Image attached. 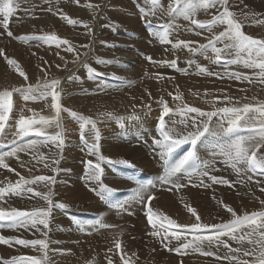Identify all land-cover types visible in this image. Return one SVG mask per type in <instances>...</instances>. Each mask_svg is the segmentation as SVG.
<instances>
[{"label": "bare ground", "instance_id": "6f19581e", "mask_svg": "<svg viewBox=\"0 0 264 264\" xmlns=\"http://www.w3.org/2000/svg\"><path fill=\"white\" fill-rule=\"evenodd\" d=\"M14 1L15 11L13 15L19 11L18 9H20L22 5L21 1ZM139 1L142 3L143 7L147 8H145L146 12L143 13L138 8V11L135 10L133 2H128L125 7H123V0L114 1L118 8L115 9L118 14V16H115L117 17L118 23L122 26H128L130 30V32H123L122 35L134 36V38H111L109 42L95 45L96 38L94 37L89 44V47H81L82 50L79 54V60H77V57L73 55V52H66L64 50L66 46H61L60 48L56 47V52L53 55L51 63L53 77L45 80H60V85L57 87V91L61 93L59 103L62 109H71L72 111H76L84 116L97 120V127L101 130L100 151L102 155L111 159H120L122 157H131L133 159L138 157L136 160L141 164V166H136L137 168H142L146 172L158 176L163 167L159 157L156 162H153L152 160H148L145 155L149 153L153 157L158 156L159 150L153 145L155 140L160 139L156 129L158 117L161 113L157 115L156 119H154V115L148 111L145 113H138L134 105L135 101L139 97L145 98L149 95V93H172L175 91H181L187 105L202 109H210L214 106L215 96H217V92L214 90L216 83L228 82L231 90H233L236 86L247 87V81L243 80L235 82V79L231 78L229 73H236L237 70L232 68L225 70L235 64L222 65L221 63H213L212 59H214V54L211 50H209V52L205 55H201L200 53H189L186 48L175 49L172 47L173 44L171 43H160L158 46L156 42H160V39L153 35L154 29H151L148 25H164L161 19L166 14L158 11L156 8H152L150 0ZM163 1L166 0H161V3L165 8H167V5ZM0 2H2V0H0ZM111 13L114 16L112 11ZM169 18L170 17H168V19ZM152 19L158 21H153ZM180 27L181 28L179 29H174L170 36L173 34L177 40L192 41L188 32L193 31L194 27L189 24H186L185 26L183 25V27L181 24ZM108 29L115 35H121V33H118L111 25L108 26ZM196 30L199 31L197 28ZM197 31L195 32V35ZM199 32L201 34L196 35V37L200 38L199 42L191 45L193 47L198 46V44H207L208 39H210L207 32ZM70 42L75 47L74 43L72 41ZM137 47H140L141 49H138ZM217 47H223V44L218 43ZM0 48H5L4 42L0 44ZM138 50L144 51L147 54L149 52L153 53L154 57H159L155 58L160 62H170L175 59L177 61L176 68H170L166 63H158L160 64L159 71L162 74L159 82L149 83L141 75L139 78L140 81L137 85L129 88H118L119 86L130 85V81H124L128 76L125 74L127 70L140 73L142 69L141 63L144 62V59L137 53ZM169 50H171V52ZM57 52H59L60 56H64L65 59L61 60L59 56L56 55ZM85 53L86 57L83 62L82 58ZM209 57L212 59H209ZM98 60H112L114 62L112 64H102L97 63ZM190 60L192 61L191 64L188 63ZM65 61H67V64H65ZM73 61H75V63ZM83 63H87L89 66L91 63H96L93 68L96 69L97 72L100 71L105 75L101 76V80L98 78L90 79L87 70L82 66ZM57 65H60V67L57 68ZM239 65L241 66V70H243L245 66L243 64ZM199 67L206 68L209 72L219 73L220 75L209 76L207 74H201L199 72ZM180 69H183L186 73H181ZM84 70L86 73L85 77L88 78L87 91L101 86H103L106 90L96 91L94 93H75L74 86L72 84L73 79L69 80L67 77H73L74 74L82 73ZM179 78H183V80ZM104 79H111L115 83L116 81H124V84L110 83L108 81H104ZM45 80H43L41 84H43ZM0 89L4 90L1 86ZM206 89L208 92L205 91ZM193 93H196V95H193ZM13 94H15L12 97L14 101L13 111L15 109L17 113V110L25 105V103H23L25 99L24 97H21L20 93L16 94V92H14ZM159 96L168 95L163 94ZM159 96H156V98ZM46 99H49L50 102L52 101L51 97H47ZM165 100L168 105L173 104L170 98H166ZM259 101H263V98H260L255 102ZM105 105L113 106L114 109L112 110L110 107L104 109L103 106ZM47 109L51 117L56 115L55 109L52 107H47ZM124 109H126L127 112H124ZM13 111L11 117V113L9 114L10 119L7 122L5 133L0 135V139L3 140L2 142L10 145L11 149L0 154V156H4L5 163L9 165L10 169H13L14 167L16 169L14 170L15 173H13L8 169L0 167V177L3 178L1 182L8 185V183L12 180L15 184L20 179V176H23L24 178L38 175L55 176L56 183L54 186L56 187L57 201L54 200L55 195L53 192L52 198L54 204L66 203L69 207L67 209L53 208L48 229H44L43 225L38 226L39 230L31 227H6L1 229L0 233H2L5 238L11 240V243L7 245L0 243V252L2 253L3 258H13V249H16L15 252L23 253L24 255H33L36 256V258L41 259L43 251L40 250V246L34 247V249L26 248L22 245L16 244L14 239H23L28 237L34 240L37 237V239H45L46 241H49L51 248L56 245L61 246L69 242L72 250L76 252L75 255H72L70 260H67L62 255L59 256L58 259L51 257V264H91L93 262H91V260L92 258L94 260L95 256L97 257L99 264H108L109 259L112 260V264H122L118 249L115 248V243L117 241L121 244L120 250L123 252V257L129 260V262L131 261L132 264H137L139 262L154 264L153 260L156 251L159 248L157 243L160 241V237H152L149 235L153 229L147 222L145 204L134 203L133 197L128 201L130 204L128 210L120 211L115 207L111 208L106 201L101 200L95 192L91 191V188L94 187V185L86 180L84 161L87 159L94 160L95 157L88 156L87 147L83 144L80 134L77 138L68 140L67 131L70 130L71 127L70 123L66 122L68 117H65V112L61 111L60 113V118L65 132V147L59 157L60 163L57 165L59 171L53 172L51 169H44L43 164L38 165V163L32 159V150H29L27 153H17L16 156H7V153L12 151L17 145L26 144L23 142L24 137L22 139H18L13 136V133L16 131V121L18 120V118L15 117L16 115H13ZM110 111H113L112 113L115 117L118 116L125 118V126L123 128L119 126V123H117L114 118L99 116L100 112ZM132 115H139L141 119L138 121L128 119V117ZM171 118L179 120L181 117L177 115V118L175 116H171ZM168 119L169 118L166 117V120ZM217 119V117H214L213 122ZM71 121L76 124L73 130L79 128V124H77L73 119ZM153 126L154 131L150 133L149 129H152ZM225 126L227 125L225 124ZM177 127L182 128L183 126L177 125ZM131 128H134L132 132L138 136L129 133L126 136H121L120 141H118L119 133ZM47 131L49 133H53L58 131V129L49 128ZM247 135L248 134H246L243 130V133L240 136L245 137ZM225 139L227 138H222L221 143H223ZM13 140H15V143H13ZM147 147L149 148L148 150ZM49 148H51L52 153L57 151L51 145L49 147H40L39 151L43 152L45 155H49ZM197 150L201 159L203 161H207L210 165L206 169L209 173L208 176L202 177L201 179H193L191 183H189L188 179L182 178L179 181L182 185L180 188H175L172 185H166L162 189H159V183H156L155 187L148 188L145 193V196L156 193L155 199L151 201V205L153 211L157 213L155 218L161 224L163 223L160 221V218H163V216H161L160 213H163L164 216H168L169 218L183 219L186 224L195 222V218L190 213H187V209H180L178 211L175 210L170 203H168L167 191L171 188V190L176 192L181 193L187 191L196 195L198 186L213 184L210 179L212 176L228 179L232 181V186L218 184L215 196L210 199V203L207 206L198 209V214L201 216L202 222L209 224L225 223L232 219L231 214L223 208L220 203L221 201L233 207V209L237 211V214L241 216L246 212L251 213L253 211H260L264 209V205L260 203L261 200H264V193L260 191V187H264V177L256 176L251 172L238 176L233 168L225 162L224 157L219 155L214 157L212 155V149L210 147L198 145ZM135 151L144 152L145 155L144 153L137 154ZM22 164L24 165L23 167H21ZM103 167L105 169L103 174L104 184L117 190L133 187L131 179H129V177H127V175L122 173L120 170L111 165H103ZM21 169L23 173H21ZM17 173H19V176ZM249 175L253 177L251 181H248L247 179ZM258 180L261 181L259 185L257 184ZM35 186H38L40 191H47V188H45L42 184ZM51 187L53 191V185ZM154 190L155 192H152ZM257 197H259V199H257ZM193 199L195 200L196 198L194 197ZM23 200L25 201L24 203ZM33 200L37 203H44V201L38 200L37 198H33ZM5 201L6 203L0 202V204H2V206L6 209H10L12 207L23 209L26 202H29L30 200H28V197L26 196L22 199H18L17 196L13 198L12 195H7L5 197ZM85 203L89 205V211L87 212H95V215L101 217L100 222L111 225V227L99 228V230L93 231L91 227L87 226L97 225V223L78 221L66 214V212L69 214L75 212L86 213L76 209ZM128 212H131L132 215H129ZM126 222H131L132 224L130 225H132V227L128 224L127 226ZM156 224L158 226L157 222ZM112 225L118 226L117 230H113ZM164 225L167 226V224ZM81 226H85L86 230L81 232L79 230ZM248 230L249 229H244V231ZM140 231H142V233H140ZM213 232L214 230H210V233L206 235L213 234ZM196 235L204 234H201L200 232ZM74 237H79L78 243L73 239ZM192 238L193 235L182 234V238L180 240L173 239L171 243L168 244V250L186 242L185 240H192ZM223 239L226 240L231 247L233 243L236 247H241L245 250L251 247L246 242L243 245H240L237 242L230 240L228 237H224ZM150 240H152L153 243H151ZM213 247L216 248L215 246ZM109 249H111V251H109ZM216 252L217 255L220 256L222 254L223 257L226 255H239L230 254L228 249L224 248L222 245L216 250ZM133 253H135V255H133ZM172 253L174 257L181 259L179 260L180 264H204L200 260L195 261V251L188 250L187 253L183 255L175 252ZM251 257L252 256H248L246 260H253L254 257H252V259ZM244 258V256L240 255V259L244 260ZM156 263L175 264L170 261ZM0 264H3V261L0 260ZM216 264H236V262L223 260Z\"/></svg>", "mask_w": 264, "mask_h": 264}, {"label": "snow or ice", "instance_id": "6c2138e0", "mask_svg": "<svg viewBox=\"0 0 264 264\" xmlns=\"http://www.w3.org/2000/svg\"><path fill=\"white\" fill-rule=\"evenodd\" d=\"M51 2V0H48ZM74 3L79 4L80 0H73ZM103 2V0H102ZM152 8H156L158 11L170 16L172 20L177 17H183L186 20H190L191 24L195 25L197 29H212L217 25H226L223 31H220L217 35H213L208 39L207 44H198V46H191L197 44L195 41L177 40L172 47L175 49L186 48L189 53H200L205 55L209 50L214 54L213 63L225 65L243 64L247 68L259 69L253 76L244 75L242 73H229V76L235 80H245L249 83L254 80H259L261 84H264V39H257L251 35L245 34L241 30L242 24L238 22L235 13L229 10V0H170L167 8L163 6L161 0H150ZM85 7L90 10L99 11L100 4L86 3ZM219 8L222 11H218V14L214 15L211 20H197L194 17L198 11L207 12L209 9ZM15 11L14 0H2L0 2V26L7 31L9 37L13 36L11 31H8L9 17L13 15ZM47 11H52L51 8ZM143 12L144 10L141 9ZM155 14V13H153ZM255 16V14H252ZM245 18H248V13L244 14ZM60 18L67 20L71 25H77L82 23L79 20L70 19L66 14L61 13ZM95 18V16H94ZM253 23L258 25H264V19H254ZM87 29V34L92 35V28L88 24H84ZM163 32L155 31L153 35L160 39L161 43H172L169 40V36L176 28V25L169 22L167 25L160 26ZM201 33L197 31L196 35ZM18 40L27 42L29 40L43 41L45 44H55L57 48L66 46V52H75L77 60H79V53L76 52V48L67 39H60L55 34L51 35H30V36H18ZM226 41V42H225ZM223 44V47H217V44ZM80 47L87 48L89 45H81ZM61 60H64V56H60L59 52L56 53ZM0 56H4V49L0 48ZM7 63L19 70V65L15 59H11L4 56ZM148 61L153 64L166 63L170 68H176L177 61L175 59L169 61H155L151 56L146 57ZM75 63V61H73ZM112 60H98L97 63L112 64ZM47 64V61H44ZM192 63V61H188ZM67 64V61H65ZM88 73L90 79H96L104 73L97 72L96 69L90 67L87 63L82 65ZM57 68L60 65L56 66ZM43 71V69H42ZM201 74L220 75L219 73L209 72L206 68L199 67ZM19 75L28 79L23 70H19ZM47 75V73H45ZM117 78V77H113ZM69 80L73 79L72 76L68 77ZM60 85L59 79H52L51 81L45 80L43 84L37 81V84H29L27 87L14 88L12 91L5 89L0 92V135L5 133L6 125L9 120V114L13 111V92L21 93L25 100L46 99L48 96L52 98L51 107L55 109L56 115L54 117L36 116L26 117L20 115L16 121V131L13 136L22 139L27 136H35L42 138L41 141L32 140L26 144L17 145L12 151L7 153V156H16L20 152H29L32 150V159L39 164H43L44 169H51L53 172H58L59 168L56 167L60 163V154L64 151L65 147V132L60 118L61 111L67 112L74 120L79 124L80 137L83 143L87 145L88 156L95 157V159H87L84 161L86 180L91 182L94 187L91 191L103 201L111 203V198L118 191L102 182L101 177L104 174L103 165L111 166H124L127 168L135 169L136 165L131 163L127 159H111L101 154L100 141L101 130L97 127V120L91 117L84 116L71 109L61 108L59 103L61 93L57 91V87ZM38 94V95H37ZM169 96H173V93L169 92ZM196 95V93H193ZM151 97V93H149ZM175 100L183 102L182 94L177 92L173 97ZM216 99H219L218 97ZM229 104L233 106L217 107L213 111H204L199 107L184 105L183 108H177L176 111L168 106L167 101L161 97L158 104L161 106V114L158 117V127L160 130V139L155 140V148L158 149V156L164 167V174L158 178L161 185H172L175 188H180L182 185L179 181L182 178H187L189 183L193 179H201L209 175L206 170L210 165L207 161H203L197 154L198 145L210 147L212 149V155H217L225 158V162L228 163L237 175L246 174L248 172L253 173L256 176L264 177V101H259L256 104L244 103L242 106L239 101L233 102V98L230 96H224L223 98ZM255 99V98H253ZM144 108L151 112V105L145 104ZM179 115V120L172 119L171 115ZM100 117L114 118L119 126L123 128L124 117H114L112 112H100ZM169 119L166 120L165 118ZM218 119L213 122V118ZM133 121L141 119L139 115H132L128 117ZM225 124L227 126H225ZM177 125H182V128H178ZM55 128L58 131L49 133L47 129ZM10 129V126H9ZM244 130L249 134L245 137L236 136L233 138V134ZM222 138H227L221 143ZM15 143V140H13ZM53 146L57 151L52 153L49 148V155H45L39 151L40 147ZM183 145H190L191 149L188 150L179 159H173L174 153ZM24 165L22 164L21 167ZM0 167L14 171L10 169L9 165L5 163L4 156H0ZM19 176V173H17ZM213 184H222L232 186V181L223 177L212 176L210 177ZM248 181H251L253 177L249 175ZM56 183L55 176L38 175L31 179H25L20 176V179L15 184H9L7 187H0V202L6 203L5 197L7 195L24 196L29 195L30 199L37 198L45 202L44 206L33 207L31 209H18L12 207L6 209L0 204V226L6 225L13 228H34L39 230L38 226L43 225L44 229L49 228L50 217L53 207L59 209H67L69 207L66 203H56L53 201L52 185ZM261 181H257L259 185ZM43 185L47 188V191H37L32 185ZM149 187H155V184L140 185L138 189L134 191V203H141L149 205L151 201L155 199L152 195L145 196ZM171 191V188L169 189ZM260 191L264 193V187H260ZM259 199V197H257ZM223 208L231 214L232 219L225 223H205L202 222L201 216L197 213V210L191 206L186 205L187 210L195 218V222L190 224H179L174 219L163 216L167 226L160 224L157 226L155 217L156 212L153 211L151 206H147L145 213L147 222L152 226V231L149 233L152 237H160V243L163 247L168 248V244L173 239L180 240L182 233L173 231V229H187L192 233H200L203 230H214L210 235H194L192 240H188L182 243L175 249H169V251H175L181 255L186 254L188 250L199 252L203 256H215L217 260L225 259L235 261L236 264H264V209L260 211H253L251 213H244V215H238L237 211L228 204L220 202ZM260 203L264 205V200ZM120 211H127L130 204L128 201L124 203H117L113 205ZM132 215L131 212H128ZM91 227L93 231L99 230V228H109L111 225L104 224L97 221V225L87 226ZM244 229H249L244 231ZM81 232L85 231V226L79 228ZM224 237H228L230 240L243 245L245 242L251 246L249 249H242L241 247L232 248L229 243L224 240ZM15 243L25 247L36 245L40 246V250L44 252L43 264H49L47 249L49 248V242L45 239H20L14 238ZM167 241V243H165ZM0 243L5 245L10 244L11 240L0 236ZM207 245L209 250H204V245ZM228 249L230 254L239 255H226L220 257L217 252H213L210 249L215 246L219 249L220 246ZM115 248L120 249L121 244L119 241L115 243ZM111 251V249H109ZM135 255V253H133ZM240 255L244 257L252 256L253 260H242ZM122 264H129L127 259L121 257ZM3 264H42L41 259L33 257L27 258H14L5 259ZM108 264H112V260H108Z\"/></svg>", "mask_w": 264, "mask_h": 264}, {"label": "rangeland", "instance_id": "374dc122", "mask_svg": "<svg viewBox=\"0 0 264 264\" xmlns=\"http://www.w3.org/2000/svg\"><path fill=\"white\" fill-rule=\"evenodd\" d=\"M18 1H21V4H22L20 9H18L19 11L15 13L12 17L11 16L9 17L8 31H11L13 33V36L9 37L7 35V31L3 29L2 26H0V44L4 42V45H5V48H3L4 56H7L11 59H15L17 61V64L19 65V70H23L25 74L27 75L28 79L25 80L24 77L20 76L19 70H17L16 67L9 65L7 61L5 60L4 56H0V86L3 87L4 90L5 88L6 89L8 88L9 91H12L11 89L19 88L21 86L27 87V85L29 84L35 85L37 84L38 80L41 83L43 80L53 77V69L51 67V63H52L53 55L56 52V45L54 43L50 45L45 44L43 41H39V40H29L27 42H24L23 40L16 39V37L18 36H30V35L40 36V35H45V34L47 35L55 34L60 39H67L69 41H72L75 45L76 52H78L79 54L82 50L80 46L85 45V44L89 45L94 37L96 38L95 45L104 44L106 42H109L111 38H117V39L134 38V36L122 35L123 32H128V31L130 32V30L128 26L126 25L122 26L118 23L117 17H115V16H118L115 10V9H118L117 4L114 3L115 0H104V2H102L101 0H80L79 4L74 3L73 0H51V2H48V0H18ZM128 2L134 3L135 10L138 11V9L139 10L143 9L144 10L143 13L146 12L147 8L143 7L142 3L139 0H123L122 6L125 7V5ZM163 2L166 5H168L170 0H166ZM86 3H91L94 5L100 4L99 11L90 10L89 8L85 7L84 5ZM14 7H15V1H14ZM49 8H51L52 11H47V9ZM229 10L235 13L238 22H241L242 24L241 30L245 32V34L251 35L257 39H264V25H258V24L253 23L254 19H264V0H229ZM111 11L113 12L114 16L112 15ZM218 11H222V9L212 8V9H209L207 12L201 10L196 13V16L194 18L197 20H201V21L211 20L214 15L218 14ZM61 13L66 14L70 19L79 20L82 23L77 24V25H71L67 22V20H62L60 18ZM245 13H248L247 19L244 16ZM252 14H255V16H253ZM168 17L170 16L165 15L161 19L164 25H167L169 22H171L174 25H176L175 29H179L181 28L180 27L181 24H182V27L183 25L185 26L186 24H189L194 27L193 31L188 32L190 39L192 41L199 42L200 38L196 37L195 35V32L197 31L196 26L191 24L190 20H186L183 17H177L175 20H172L171 17L169 19ZM152 20L158 21L154 19ZM85 23L88 24V26L92 28L93 36L92 35L90 36L87 34V29L84 27ZM110 25L113 28H115L118 33H121V35H115L113 32H111L108 29V26ZM148 26L151 28L150 25ZM225 27L226 25H217L212 29V31H208L207 29H203V30L199 29V31L207 32L208 36L211 38L213 35H217L220 31H223ZM160 32H163V30ZM169 40L172 42L171 44H174L177 41V39L174 37L173 34L172 36H170ZM160 43L161 42H158V41L156 42L158 46ZM137 48L141 49L140 47H137ZM169 51L171 52V50ZM137 53L140 54L144 59V62L141 63L142 69L140 73L127 70L125 74H127L128 76L124 81H130V85L129 86H119L118 88H129V87H133L134 85H137L140 81L139 78L141 75L149 83L159 82L160 76H162V74L159 71L160 64H153L146 59V57L151 56L153 60L159 61L156 59L159 57L155 56L156 57L155 58L153 53L149 52L147 54L146 52L141 51V50H138ZM73 55L76 56V53L73 52ZM85 57H86V53L84 57L82 58L83 62L85 61ZM44 61H47L48 63L45 64ZM200 63H204V62H200ZM95 64L96 63H91L90 66L93 68ZM221 64L224 65L223 63ZM230 68L236 69L237 70L236 73H242L248 76H253L255 72L259 71V69H251L247 67H244L245 69L243 68V70H241V66L239 64H235L231 67L226 68L225 70H229ZM180 72L182 73L184 72V70L182 71L180 70ZM45 73H47V75H45ZM85 74L86 73L84 70L82 73H77L73 75L72 84L74 86L75 93H94L96 91L106 90L103 86H101V87H96L93 90L87 91L88 90V78L85 77ZM98 79L101 80V77H99ZM179 79L183 80V78H179ZM110 80L111 79H104V81L106 82L108 81L110 83H115L113 82V80L111 81ZM124 81H120L121 83L116 81L115 84H124ZM234 81L237 82V81H243V80H234ZM4 90L0 89V91H4ZM214 90L217 92V96H215V100H214V106L210 109L201 108L202 110L213 111L217 107L233 106L232 104H229L227 101L223 99L224 96L232 97L233 102L239 101L240 104L237 106H242L244 103L256 104L257 102L255 101H257L260 98H263V101H264V84H261L259 80H254V82L252 83H249L247 81V87L236 86L233 90H231L230 84L228 82H218L215 84ZM205 91L208 92L207 89ZM177 92L182 94L181 91H175V92H172L173 96H169L168 92H160V93L151 94V97L149 95H147L145 98L139 97L135 101V104H134L135 108L138 113H145L147 112V110L144 108V105L145 104L151 105L152 110L150 113H152L154 115V119H156L157 115L161 113V106L158 104V101L161 97H163L164 99L170 98L172 100L173 104L168 105V106L172 108L175 112L178 107L183 108V106L187 103L183 95H182L183 102L173 99V97L175 96ZM163 94H167L168 96H159ZM14 95L15 94H13V96ZM156 96H159V97L156 98ZM21 97L23 98L22 94H21ZM48 97H51V96H48ZM217 97L219 99H216ZM23 103H25V105L22 106L20 109H18L17 113L15 109H14L15 112L13 111V115L14 116L16 115L15 116L16 118L19 119L20 115H24L26 117H33L34 115H36L37 117L41 115L46 116V117H51L47 109V107H51L52 105V101L50 102L49 99L48 100L47 99H36V100L29 99V100H25ZM107 107H110L112 110L114 109L113 106H108V105L103 106L104 109H106ZM110 112H113V111H110ZM124 112H127V110L124 109ZM11 115L12 113L10 114V117ZM170 115L173 117L175 116L177 118V115H172V114ZM65 117H68V120H66V122H69L70 127H71L70 130L67 131L68 135L66 134L68 137V140L77 138V136L80 134V128L73 130L74 126L76 125L74 122L71 121L73 118L69 116L67 112H65ZM74 121L78 124L76 120ZM134 128L120 132L118 135L119 136L118 141H120L121 136H126L129 133L136 135L134 132H132ZM153 131H154V126L152 129H149L150 133H152ZM2 141L3 140L0 139V142ZM153 146H155V143ZM148 149L149 148L147 147V150ZM136 153L142 154L144 152H136ZM145 156L148 160H152L153 162H156L159 157V156L153 157L149 153ZM137 158L138 157H135L133 159L131 157H122L120 159H127L131 163L135 164L136 166H141V164L136 160ZM13 169L15 170L16 168L14 167ZM12 172L15 173L14 171ZM21 173H23L22 169H21ZM32 177H29V178L27 177L25 179H31ZM2 179L3 178L0 177V187H7L9 184H14V182L11 180L8 183V185H5L4 182H1ZM32 187L36 189L37 191H40V188L38 186L32 185ZM217 187H218V184H210V185L206 184V185L198 186L196 195L192 192H187V191L180 193V192H176L173 190L171 191L168 190L167 191L168 192V203H170V205L175 210H178V211L180 209H187L186 205H188V206L195 208L197 210V213H199L198 209L207 206L210 203V199H212L215 196ZM53 192L55 195L54 200H56L57 199L56 187L54 185H53ZM152 192H155V190ZM30 195L31 194L24 195L28 197V200L30 201L26 202L23 209H31L34 206L39 207V206L45 205V202L37 203L33 199H30L29 198ZM24 196H17V198L22 199ZM12 197L15 198L14 195H12ZM194 197L196 198L195 200L193 199ZM24 202L25 201L23 200V203ZM76 209L86 212L88 214H95V212H87L89 211L88 210L89 205L87 203L82 204ZM170 218L174 219L179 224H186L183 219L172 218V217ZM160 221L163 224H166V221L163 218H160ZM127 224L130 225L132 223L126 222V225ZM130 226L132 227V225ZM117 227L118 226L116 225H112L113 230H117ZM140 233H142V231H140ZM26 238L28 240H32L28 237H25L23 239H26ZM36 239L37 237L34 240ZM73 239L76 240L77 243L79 242V237H74ZM150 241L151 243H153L152 240ZM165 243H167V241H165ZM157 244L159 248L157 249L156 254L154 256V260H153L154 264H157L156 262L161 263V262H169V261L175 264H180L179 260L181 259L174 257L173 253L169 251L168 248L163 247L160 241ZM37 246L39 245H36L35 247ZM26 248L34 249L33 246H28ZM232 248H236V245L234 243L232 244ZM204 250L205 251L209 250L207 245H204ZM210 250L216 252L217 249L212 247ZM15 251L16 249H13V258H10V259L27 258V257L36 258V256L24 255L23 253H18ZM75 254L76 252L72 250V247L70 246L69 242L61 246L56 245L53 248H51V245L49 242V248L47 249L49 264H51L52 262V260H50L51 257H53L54 259H58L59 256L62 255L67 260H70L72 258V255H75ZM43 256H44V252L42 253V257H41L42 264H43ZM220 256L223 257L222 254ZM246 258L247 257H245L244 260H246ZM197 260L198 261L200 260L204 264H216L219 261H223L225 259L217 260L215 256H203L199 252H196L195 261ZM91 262H92L91 264H99L96 256L94 260L92 258ZM129 264H132V262L130 261ZM137 264H145V263L139 262Z\"/></svg>", "mask_w": 264, "mask_h": 264}]
</instances>
